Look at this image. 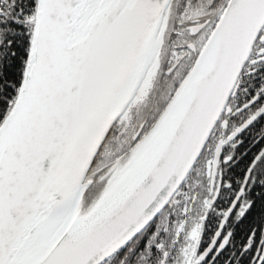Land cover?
I'll return each mask as SVG.
<instances>
[{"label": "snow or ice", "instance_id": "1", "mask_svg": "<svg viewBox=\"0 0 264 264\" xmlns=\"http://www.w3.org/2000/svg\"><path fill=\"white\" fill-rule=\"evenodd\" d=\"M0 264H264V0H0Z\"/></svg>", "mask_w": 264, "mask_h": 264}]
</instances>
